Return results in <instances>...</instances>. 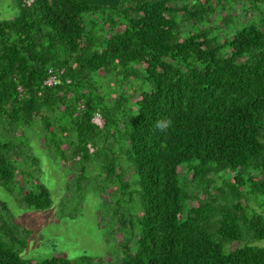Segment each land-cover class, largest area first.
<instances>
[{
    "label": "trees",
    "instance_id": "1",
    "mask_svg": "<svg viewBox=\"0 0 264 264\" xmlns=\"http://www.w3.org/2000/svg\"><path fill=\"white\" fill-rule=\"evenodd\" d=\"M16 1L15 17L0 13V185L9 190L27 180V205L53 204L49 187L19 163L32 155L17 130L40 122L46 143L62 136L70 150L77 140L73 153L80 158L96 152L91 140L105 130L116 140L125 135L136 187L120 184L140 202L135 216L120 217L113 230L123 236L120 264H264L262 246L223 245L242 241V225L264 238L263 214H239L256 194L264 202V0ZM240 1L245 19L231 13ZM131 64L150 86L126 93ZM50 68L64 72L48 86ZM107 71L119 73L114 101L98 83ZM97 113L103 126L93 122ZM158 121L171 123L162 132ZM184 167L191 180L183 179ZM224 170L230 190L223 203L217 196L195 201L189 183L208 186L205 177ZM0 209L2 220L8 205L1 199ZM28 235L19 224L0 223V264L98 259L23 257Z\"/></svg>",
    "mask_w": 264,
    "mask_h": 264
},
{
    "label": "rangeland",
    "instance_id": "2",
    "mask_svg": "<svg viewBox=\"0 0 264 264\" xmlns=\"http://www.w3.org/2000/svg\"><path fill=\"white\" fill-rule=\"evenodd\" d=\"M229 1L234 4V0ZM241 3V1L236 3L231 13L245 19L247 16ZM0 13L3 18L15 17L19 13L17 1L0 0ZM217 13L219 11L216 15ZM182 28L187 31L191 26L183 21ZM129 68L133 73L131 80L133 87L126 84L123 92L132 93L134 89L140 90L150 86L145 80L142 68L134 64ZM100 74L98 83L101 91L106 93L110 101H114L117 96L115 92L117 80H120L119 73L107 71ZM117 117L111 115L109 118L116 120ZM101 124L100 126L105 124L103 116ZM105 131L91 140L96 152L86 158H80L82 152H78L77 155L73 153L76 145H79L77 140L72 143L69 141L70 150L67 147L68 142H64L62 136L58 137L56 143L54 141L46 143L40 122L32 127H25L23 131L17 130V135L23 134L26 137L27 151L33 156L27 160L21 158L19 163L23 168L29 169L32 178H39L49 187L53 199V204L49 208L37 209L24 201V192L31 186L27 180L23 184L11 183L9 190L0 185V199L8 205V214H5L0 223L8 225L16 223L23 232L29 231L28 246L21 253L23 257L42 259L54 254H64L76 260L86 254L98 258L94 264H120L122 261L125 253L118 247L123 236L121 233H114L113 230L116 229V222L120 217L135 216L139 209L140 197L138 193H132L130 190L136 187V178L128 158L129 153L126 152L129 143L125 135L122 139L116 140L115 136H108V131L107 133ZM2 135L3 131L0 129V136ZM90 151H93V147H90ZM118 153H121V159L116 160V170L109 172V168H113L112 158ZM195 164L197 163L192 162L188 165ZM120 170L123 171L122 178L117 176ZM182 172L183 179H186L187 175V179L191 180L193 171H188V168L184 167ZM227 174V170L219 174L210 172L205 177L209 180L208 186L199 185L197 181L190 182V190L196 196L195 201L209 200L217 196L219 199L217 203H223L221 197L224 196V192L230 190L225 178ZM17 179L19 180V176ZM126 181L130 184V189L124 190L120 183L125 184ZM191 203L195 204L194 201ZM247 203L239 214L264 215V202L260 195H254ZM242 230L244 232L242 241L231 244L223 242L226 251L242 244L264 247V238H257L244 225ZM22 234L21 232L19 236H23Z\"/></svg>",
    "mask_w": 264,
    "mask_h": 264
},
{
    "label": "built area",
    "instance_id": "3",
    "mask_svg": "<svg viewBox=\"0 0 264 264\" xmlns=\"http://www.w3.org/2000/svg\"><path fill=\"white\" fill-rule=\"evenodd\" d=\"M33 2V0H26L25 3L26 4H31ZM64 69H57V68H50L48 70V77L47 79L44 81V83L48 86L51 85H55L58 83L59 81V74L63 73ZM84 108V104H81L80 109ZM101 114L98 113V115L94 116L95 119V123H97L98 125H102L101 124Z\"/></svg>",
    "mask_w": 264,
    "mask_h": 264
},
{
    "label": "clouds",
    "instance_id": "4",
    "mask_svg": "<svg viewBox=\"0 0 264 264\" xmlns=\"http://www.w3.org/2000/svg\"><path fill=\"white\" fill-rule=\"evenodd\" d=\"M170 123H171L170 121H169L167 124L158 121V122L156 123L155 127H156L157 129H159L160 131L163 132V131H165L166 128L170 125Z\"/></svg>",
    "mask_w": 264,
    "mask_h": 264
}]
</instances>
